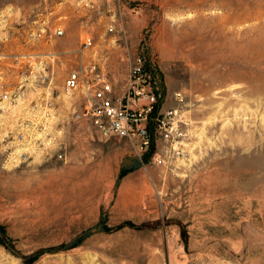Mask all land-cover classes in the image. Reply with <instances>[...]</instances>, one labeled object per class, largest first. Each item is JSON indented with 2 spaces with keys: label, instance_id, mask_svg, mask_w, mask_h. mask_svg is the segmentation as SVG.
I'll list each match as a JSON object with an SVG mask.
<instances>
[{
  "label": "rangeland",
  "instance_id": "1",
  "mask_svg": "<svg viewBox=\"0 0 264 264\" xmlns=\"http://www.w3.org/2000/svg\"><path fill=\"white\" fill-rule=\"evenodd\" d=\"M38 3L0 0V264H264V0L112 3L189 135L166 166L79 116L48 33L83 4Z\"/></svg>",
  "mask_w": 264,
  "mask_h": 264
},
{
  "label": "built area",
  "instance_id": "2",
  "mask_svg": "<svg viewBox=\"0 0 264 264\" xmlns=\"http://www.w3.org/2000/svg\"><path fill=\"white\" fill-rule=\"evenodd\" d=\"M109 32H114V28L111 27ZM122 33L125 37V31ZM42 34H32L31 39L37 40ZM62 34V30L54 33L56 36ZM115 50L121 57L118 62L127 63L122 84L117 75L118 62L114 63L104 54L102 57L93 49L92 39L87 37L81 54L92 52L98 54V58L80 61L67 76L61 93L67 96L79 94L83 98L79 116L91 120L97 132L105 138L128 140L139 160L150 155V163L159 166L180 160L189 135L179 122L178 112L164 109L161 104L162 96L153 67L143 49L132 50L126 39L125 43L117 44ZM27 58L30 61L26 65V77L32 72L33 64H38L39 55ZM174 97L176 101L182 100L180 93H175Z\"/></svg>",
  "mask_w": 264,
  "mask_h": 264
},
{
  "label": "crops",
  "instance_id": "3",
  "mask_svg": "<svg viewBox=\"0 0 264 264\" xmlns=\"http://www.w3.org/2000/svg\"><path fill=\"white\" fill-rule=\"evenodd\" d=\"M115 0H65V2L83 4V9L77 17L71 15V7H62L63 12L69 13L71 15L69 22L66 23V28L61 29L63 34L61 36H56L54 33L57 30H49V35L51 38H59L62 47L53 50V58L57 59L58 62L69 66L72 70L77 67L80 61L87 62L89 60H94L98 58V54H93L92 52L81 54L82 44L85 38L90 37L92 39L93 49L98 50L99 54L104 57V53L107 49H114L117 44H123L120 36V32L114 30V32H109V29L113 27L109 20L114 19L115 7L112 3ZM37 5L39 0H36ZM44 0H40L43 3ZM70 8V9H69ZM125 11V7H124ZM43 15V10H37V16ZM124 14V13H123ZM82 15V17L80 16ZM110 15V17H109ZM106 22L107 28L104 30H95L94 26H99L101 22ZM74 27V29H72ZM122 31V30H121ZM128 33V41L131 46L136 45L134 34L132 32L126 31ZM136 42V43H135ZM121 59L118 55L116 56ZM115 57V58H116ZM115 62H118L114 59ZM123 64L118 62V66L121 68Z\"/></svg>",
  "mask_w": 264,
  "mask_h": 264
},
{
  "label": "trees",
  "instance_id": "4",
  "mask_svg": "<svg viewBox=\"0 0 264 264\" xmlns=\"http://www.w3.org/2000/svg\"><path fill=\"white\" fill-rule=\"evenodd\" d=\"M150 156V155H149ZM147 159V158H146Z\"/></svg>",
  "mask_w": 264,
  "mask_h": 264
}]
</instances>
